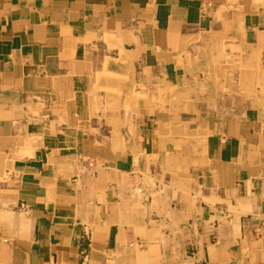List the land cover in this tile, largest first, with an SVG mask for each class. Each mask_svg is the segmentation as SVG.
Listing matches in <instances>:
<instances>
[{"label": "crops", "instance_id": "0c3cea01", "mask_svg": "<svg viewBox=\"0 0 264 264\" xmlns=\"http://www.w3.org/2000/svg\"><path fill=\"white\" fill-rule=\"evenodd\" d=\"M0 264H264V0H0Z\"/></svg>", "mask_w": 264, "mask_h": 264}]
</instances>
